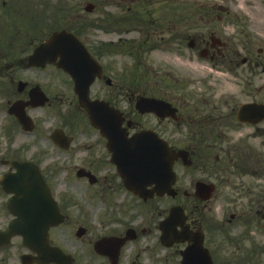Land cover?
I'll return each instance as SVG.
<instances>
[{"label":"flooded vegetation","instance_id":"flooded-vegetation-1","mask_svg":"<svg viewBox=\"0 0 264 264\" xmlns=\"http://www.w3.org/2000/svg\"><path fill=\"white\" fill-rule=\"evenodd\" d=\"M229 1L0 0V264H22L30 253L21 235H4L15 219L6 190L15 182L7 176H24V162L30 177L21 188L34 186L40 172L64 213L79 192L111 197L96 232L86 224L83 252H71V264H264L263 22L248 9L232 11ZM61 29L100 63L65 70L45 58L31 62ZM153 51L161 60L146 59ZM116 53L134 60L112 63ZM92 79L90 98L113 134L115 124L128 136L150 130L184 152L171 194L145 199L125 187L107 139L79 104L76 84ZM245 105L250 116L241 120ZM198 181L215 185L209 200L198 195ZM18 203L22 209L23 194ZM174 205L187 215L176 230L203 234L202 260L184 253L200 235L164 242L161 225ZM216 210L240 214L217 219ZM112 236L128 240L102 241Z\"/></svg>","mask_w":264,"mask_h":264},{"label":"rangeland","instance_id":"rangeland-1","mask_svg":"<svg viewBox=\"0 0 264 264\" xmlns=\"http://www.w3.org/2000/svg\"><path fill=\"white\" fill-rule=\"evenodd\" d=\"M229 5L232 6V11L244 12V11H247V9L249 10V12L251 11L252 18L255 19L257 24L260 22H263V32H264V0H236V1H229ZM96 16H97L96 13H94L92 15H89V18L91 20H94L96 19ZM90 34H91V30H90ZM95 35H96V38H100L101 32L96 31ZM109 37H112V35ZM111 57H112L111 59H113L111 60L112 63H125V61L134 60L133 57L125 55V54H121V53H116L112 55ZM161 58L162 57H161L160 51H153L146 55V59L151 60V61H159L161 60ZM87 196L89 197V199H86L87 201L83 200L80 194L76 196L77 200L79 202H82L86 206V208L80 209L79 211L73 208V212H72L74 216L82 215V213L86 212L85 220L81 219L79 222L73 221L70 224V226L60 227L58 230H56L54 232L53 238L57 243L62 244L64 242H67L68 240L72 241L74 228L77 224L86 223V224H91L92 226H97L96 223L100 221V218L98 219V216L93 217L92 212H94L95 209H97V211H100V209L103 208L101 207L103 205L105 206V210H106L108 209L107 204H110L112 202V200H110L111 197L109 196L102 198V197H98V195H94L91 193H88ZM230 197L231 195H225L224 202L226 203L230 199ZM113 212L114 211L111 209L107 211V214H106L107 218H110V216L113 215ZM232 212L233 211H228V210H224V211L216 210L212 212V214L215 215L217 219H220L222 214L225 213L229 217V214ZM236 213H240V212H236ZM239 229L240 227H238L237 230ZM81 244H83L84 246V243H81Z\"/></svg>","mask_w":264,"mask_h":264},{"label":"water","instance_id":"water-1","mask_svg":"<svg viewBox=\"0 0 264 264\" xmlns=\"http://www.w3.org/2000/svg\"><path fill=\"white\" fill-rule=\"evenodd\" d=\"M63 37H65V36H63ZM56 42H57V45L59 46V50H61V49H63L64 48V40L61 38V36H57L56 37ZM59 53H58V55L60 54V55H62V57L66 60V63H70V61H72L73 60V56H74V53L73 52H71L70 50H61V51H58ZM75 53H80V52H78V51H75ZM79 58L82 60H88V56H86V55H81V57H80V55H79ZM82 60V61H83ZM91 109H93V108H91ZM91 113V117H92V119L94 120V115L96 114L97 115V111H95L94 110V112L92 113V112H90ZM94 122V121H93ZM95 124H97L98 125V123L97 122H94ZM107 134V136H108V138H109V144L110 143H113V140H114V138L110 135V134H108V133H106ZM140 139H142V138H140ZM152 156H154V154L152 153L151 154ZM169 161V160H168ZM150 166L152 167V168H157L158 166H160L161 164L160 163H158V161H157V159H152L150 162ZM163 165H166V163L165 162H163ZM168 168H169V174H170V178H169V180H168V182L167 183H165L164 184V186L162 187V189L163 190H165L164 188H166L167 186H169L170 185V183H171V181H172V177H173V172H172V170H171V163H168ZM154 169V170H155ZM153 170V171H154ZM122 171V170H121ZM123 172V171H122ZM160 175V173H156V172H154V176H153V180L155 181V182H159V179H158V176ZM124 176H126V175H124ZM166 178H167V176H166ZM165 178V179H166ZM126 181H128V182H132V184L130 183V188L132 189V190H134V191H136V192H138V191H140L141 192V187L140 186H138V185H135V181L133 180V178L132 177H130L129 175H127L126 176ZM134 181V182H133ZM145 182H147V181H145ZM161 184V183H160ZM161 187H159V188H157V189H160ZM36 213V212H35ZM40 242L41 243H44L43 245H37V244H33L32 242H30L29 243V246L31 247V248H33V249H41V250H43L44 249V247H45V241H44V239L42 238V239H40ZM35 243H37V242H35Z\"/></svg>","mask_w":264,"mask_h":264}]
</instances>
